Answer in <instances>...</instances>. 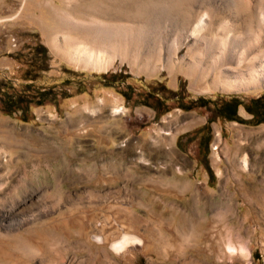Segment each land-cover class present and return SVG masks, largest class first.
Returning a JSON list of instances; mask_svg holds the SVG:
<instances>
[{"label": "rangeland", "instance_id": "374dc122", "mask_svg": "<svg viewBox=\"0 0 264 264\" xmlns=\"http://www.w3.org/2000/svg\"><path fill=\"white\" fill-rule=\"evenodd\" d=\"M69 1L0 0V147L17 156L0 170V222L3 203L42 216L0 234V264H264V117L250 112L264 84L212 88L156 53L148 65L131 53L109 68L74 62L52 33L58 13L92 0ZM237 2L258 18L255 1ZM179 57L190 61L188 45ZM124 235L140 243L120 249Z\"/></svg>", "mask_w": 264, "mask_h": 264}, {"label": "bare ground", "instance_id": "6f19581e", "mask_svg": "<svg viewBox=\"0 0 264 264\" xmlns=\"http://www.w3.org/2000/svg\"><path fill=\"white\" fill-rule=\"evenodd\" d=\"M93 1L69 4L70 10H61L57 16L58 26L52 33L53 47L74 62L106 68L115 55L131 53L134 63L148 65L156 53L158 61L182 69L197 83H206L212 88L241 91L264 84V0H242L245 10L255 1L259 15L256 19L249 13L240 17L237 0H110L112 4L115 2L114 8L111 3L106 4L107 0ZM77 6L79 11H75ZM163 12L175 14L172 24L169 18H164ZM217 16L225 18L218 22V34L214 35ZM103 18H120L131 23L109 24ZM244 26L254 28L256 40L245 39L237 33ZM168 31H174L171 41H165ZM152 32L160 39L159 43L150 42ZM184 45H188L190 61L179 57ZM259 56L262 59L258 60ZM244 64L246 69L241 68ZM14 152L0 147V170L14 161L17 157ZM22 189L23 186L14 185L12 190L21 196L27 195V190ZM2 207L6 212L0 222V234L7 236L17 237L23 226L42 217L36 213L18 215L14 204L3 203ZM131 242L140 243V238L124 235L116 245L121 249ZM26 245H23L24 250L34 252Z\"/></svg>", "mask_w": 264, "mask_h": 264}, {"label": "flooded vegetation", "instance_id": "af4514ba", "mask_svg": "<svg viewBox=\"0 0 264 264\" xmlns=\"http://www.w3.org/2000/svg\"><path fill=\"white\" fill-rule=\"evenodd\" d=\"M238 102L237 100H234L232 102H226L225 103V107L226 108H232L233 113H237V106H238ZM264 105H262V103L259 102V100H255L254 104L252 105V108H250V112L253 113V115H262V117H264ZM228 116H231L228 115Z\"/></svg>", "mask_w": 264, "mask_h": 264}, {"label": "trees", "instance_id": "16d2710c", "mask_svg": "<svg viewBox=\"0 0 264 264\" xmlns=\"http://www.w3.org/2000/svg\"><path fill=\"white\" fill-rule=\"evenodd\" d=\"M3 102V108L5 109L6 112H13L14 109H15V104H16V101L14 99H5L2 101Z\"/></svg>", "mask_w": 264, "mask_h": 264}]
</instances>
